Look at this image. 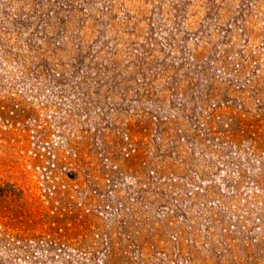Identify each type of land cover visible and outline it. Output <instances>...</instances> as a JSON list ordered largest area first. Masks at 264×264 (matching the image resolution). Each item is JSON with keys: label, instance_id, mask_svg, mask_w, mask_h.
<instances>
[{"label": "rangeland", "instance_id": "obj_1", "mask_svg": "<svg viewBox=\"0 0 264 264\" xmlns=\"http://www.w3.org/2000/svg\"><path fill=\"white\" fill-rule=\"evenodd\" d=\"M0 264H264V0H0Z\"/></svg>", "mask_w": 264, "mask_h": 264}]
</instances>
